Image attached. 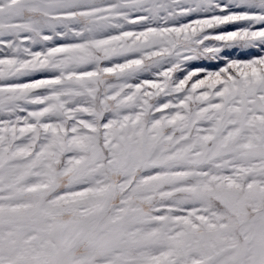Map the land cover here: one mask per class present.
<instances>
[{
	"label": "snow or ice",
	"instance_id": "1",
	"mask_svg": "<svg viewBox=\"0 0 264 264\" xmlns=\"http://www.w3.org/2000/svg\"><path fill=\"white\" fill-rule=\"evenodd\" d=\"M0 264H264V0H0Z\"/></svg>",
	"mask_w": 264,
	"mask_h": 264
}]
</instances>
